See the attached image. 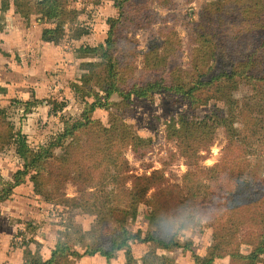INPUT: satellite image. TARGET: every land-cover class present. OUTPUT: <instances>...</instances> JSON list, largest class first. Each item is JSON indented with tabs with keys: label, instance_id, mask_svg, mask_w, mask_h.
<instances>
[{
	"label": "trees",
	"instance_id": "16d2710c",
	"mask_svg": "<svg viewBox=\"0 0 264 264\" xmlns=\"http://www.w3.org/2000/svg\"><path fill=\"white\" fill-rule=\"evenodd\" d=\"M69 1L13 2L24 17L30 18L35 7L40 23L57 20L54 27L44 29L42 38L59 44L66 35L67 21L77 20L76 10L68 8ZM89 1L101 5L107 0ZM112 1L118 13L108 19L107 40L81 49L83 57L92 60L82 64L81 84L73 86L84 98L101 97V91L107 96L119 95L127 106H131L133 96L145 97L150 92L166 95L172 105L185 106L168 123V136L178 141L180 154L191 168L181 184L173 185H165L168 179L161 170L130 173L128 150L139 160L148 156L145 137L125 123L127 114L135 111L131 108L121 113L125 115L121 121L116 118L109 126L87 117L84 122L66 124L65 130L44 147L25 145L20 154L24 168L13 180L0 174V204L35 170L31 181L36 194L70 212L79 210L97 218L90 230L74 217L65 219L49 260L43 259L41 244L35 238L28 239L24 264H77L79 259L97 254L112 259L123 250L126 264H139L132 243L185 250L192 242L183 244L178 231L196 220L205 221L213 230L207 255L194 254L196 264H214L227 258L230 264L264 263V157L254 161L256 152L264 154V133L251 129L253 122L244 130L236 127L240 103L236 92L249 84L264 91V73L257 78L243 72L251 53L264 40V0L206 3L199 11V20L189 28L187 44L176 29L177 0ZM194 1L186 0L189 4ZM157 3L170 10L168 15L162 16ZM71 30L74 39L90 33L88 27ZM141 30L147 31L148 49L139 68L137 33ZM211 101L216 102V108L197 115L198 108ZM94 108L95 102L91 111ZM220 128L228 135L225 153L216 164L203 167L202 153L210 149ZM17 134L8 109L0 105V154L19 142ZM69 181L78 185V196H68L65 187ZM152 188L156 189L147 197ZM144 201L149 207L145 236L126 227L130 219L138 218ZM27 227L36 229L31 222ZM32 243L37 244L35 252L30 249ZM244 244L251 246L248 253L242 251ZM143 262L174 264V258L148 252Z\"/></svg>",
	"mask_w": 264,
	"mask_h": 264
},
{
	"label": "rangeland",
	"instance_id": "374dc122",
	"mask_svg": "<svg viewBox=\"0 0 264 264\" xmlns=\"http://www.w3.org/2000/svg\"><path fill=\"white\" fill-rule=\"evenodd\" d=\"M13 1L0 0V47L2 50L0 52V105L8 109L16 127L19 142L0 154V174L3 178L13 180L15 173L24 168V159L20 154L25 145L33 149L44 147L65 130L66 124L74 121L84 122L87 117L94 120L100 119L109 126L116 118L121 121L125 117L121 113L123 111L126 113L125 110L128 111L131 108L135 111L132 115L127 114L125 123L130 125L133 131L145 137L148 156L139 160L134 158L128 150L126 156L131 169L130 173L142 175L161 170L168 179L165 185L181 184L184 174L191 167L180 154L178 141L168 136V123L185 106L172 105L166 95L151 92L145 97L133 96L131 106H127L122 104L124 100L119 95L107 96L101 91V97L84 98L83 93L78 92L73 86L75 83L81 84V75L84 72L82 64L92 60V58L83 57L81 49L86 45L103 44L107 40L110 29L108 19L118 13L114 2L107 0L101 5H95L89 0H70L68 8L76 10L77 20L67 21L66 35L59 44H55L44 41L42 34L45 28L54 27L57 20L40 23L37 20L35 7H32L30 18L24 17L17 13ZM210 1L212 0H195L189 4L186 0H177L176 29L184 44L189 42V28L199 20V11ZM156 7L163 17L170 12L158 3ZM77 26L88 27L90 33L79 39L70 37L72 27ZM137 38L140 41L137 66L141 68L144 64V53L148 49L147 31H139ZM243 72L257 78L263 75L264 40L260 41L251 53ZM236 95L240 100L237 106L236 127L244 130L253 122L249 127L255 129L256 133H264V91L261 92L259 86L249 84L242 85ZM94 102L95 108L91 111V104ZM215 104V101H211L209 105L199 107L197 115L204 116L216 108ZM219 106L223 104L220 103ZM227 143L226 129L220 128L210 149L203 151L200 165L212 166L219 162L225 153ZM258 157H264L263 152H256L254 161ZM35 173L36 171L32 170L25 183L15 188L10 199L0 204V212L3 211L10 216L12 222L20 224L14 234L16 248L17 246L26 248L24 245L28 243L27 240L37 235L48 241V249L53 252L52 245L56 247L58 230L62 229L65 219L74 217V220L83 225L85 230H90L97 215L85 214L79 210L70 212L64 206L55 205L45 197L36 194L34 183L31 181ZM130 182L131 180L128 185ZM155 189L152 188L147 197H151ZM65 190L70 197L79 195L78 185L72 181L67 182ZM148 213L149 207L144 201L138 218L130 219L126 227L135 233L142 231L145 236L149 231ZM30 222L36 228L33 231L27 227ZM212 234L211 226L205 221L196 220L178 231L183 244L187 241L192 242V245L185 250L157 249L153 243L139 241L132 243V248L139 264H144L143 259L148 252L174 258V264H196L194 254L198 253L203 257L207 255L213 238ZM44 245L41 247L42 250ZM31 246L33 249L37 248L36 243ZM250 250L251 246L246 244L242 246L244 253ZM22 252H17L19 258H22L24 251ZM94 256L84 257L77 264H126L124 250L117 252L112 259L101 254ZM18 260L17 258V262ZM214 264L230 263L227 258L217 259Z\"/></svg>",
	"mask_w": 264,
	"mask_h": 264
},
{
	"label": "crops",
	"instance_id": "0c3cea01",
	"mask_svg": "<svg viewBox=\"0 0 264 264\" xmlns=\"http://www.w3.org/2000/svg\"><path fill=\"white\" fill-rule=\"evenodd\" d=\"M23 184L19 185L22 186ZM17 186V187H19ZM20 224L14 223L10 220V216L3 213V211L0 212V264H24L26 261V248H20L21 246L14 245V234L18 230ZM27 229V228H26ZM35 234V233H34ZM35 239L37 242H39V245L41 244V247L44 245V250L40 248L41 255L43 259L49 260L52 255V251H49V246L47 245L48 241H46L42 236H35ZM32 243L31 245H33ZM47 248V249H46ZM52 248L55 249V245H52ZM32 251H37L36 249H33L31 246L30 248ZM53 250V249H52ZM22 258H19V254L17 252L23 253ZM88 257H95V256H85V258ZM17 258L19 259L17 262ZM81 259H84L81 258ZM79 259V260H81ZM78 260V261H79ZM77 261V263H78ZM80 262V261H79Z\"/></svg>",
	"mask_w": 264,
	"mask_h": 264
}]
</instances>
